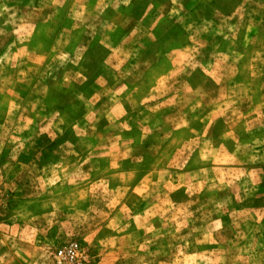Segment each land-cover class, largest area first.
<instances>
[{"label":"rangeland","instance_id":"1","mask_svg":"<svg viewBox=\"0 0 264 264\" xmlns=\"http://www.w3.org/2000/svg\"><path fill=\"white\" fill-rule=\"evenodd\" d=\"M264 264V0H0V264Z\"/></svg>","mask_w":264,"mask_h":264},{"label":"built area","instance_id":"2","mask_svg":"<svg viewBox=\"0 0 264 264\" xmlns=\"http://www.w3.org/2000/svg\"><path fill=\"white\" fill-rule=\"evenodd\" d=\"M54 258L56 264H84L85 251L79 242L73 241L58 247Z\"/></svg>","mask_w":264,"mask_h":264}]
</instances>
